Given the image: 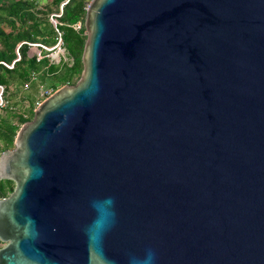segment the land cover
<instances>
[{
    "label": "water",
    "instance_id": "obj_1",
    "mask_svg": "<svg viewBox=\"0 0 264 264\" xmlns=\"http://www.w3.org/2000/svg\"><path fill=\"white\" fill-rule=\"evenodd\" d=\"M86 4L81 79L0 155V264H264V0Z\"/></svg>",
    "mask_w": 264,
    "mask_h": 264
},
{
    "label": "trees",
    "instance_id": "obj_2",
    "mask_svg": "<svg viewBox=\"0 0 264 264\" xmlns=\"http://www.w3.org/2000/svg\"><path fill=\"white\" fill-rule=\"evenodd\" d=\"M40 1L0 0V43L4 44L3 49L0 50V86L4 87L2 95L4 101L8 98L6 91L12 84L27 85L30 81H35L32 77L40 66L44 68L43 77L49 74L57 76L54 79L53 91L71 83L76 75L82 74L81 62L87 38L84 35V27L77 31L74 25L86 17V0L69 1L64 6V12L58 19L57 27L53 26L46 16H39L36 7ZM64 1L66 0H54V3L60 5ZM2 24L10 27L11 33H7L1 27ZM60 37L66 52L74 60L72 66L57 65L52 63L48 57L40 62L35 56L30 57V44L52 47L58 43ZM19 44L21 47L17 48ZM42 53L46 56L45 51ZM19 56L21 59L18 61ZM12 63V68L5 65ZM61 69H65L64 73L58 75ZM14 118L15 121L10 122V119H3L0 116V140L4 144V147L0 148V155L14 147L17 132L24 123L29 121L24 115H15ZM0 188L7 195L8 189L5 181L1 182ZM10 190L13 192L14 189Z\"/></svg>",
    "mask_w": 264,
    "mask_h": 264
},
{
    "label": "rangeland",
    "instance_id": "obj_3",
    "mask_svg": "<svg viewBox=\"0 0 264 264\" xmlns=\"http://www.w3.org/2000/svg\"><path fill=\"white\" fill-rule=\"evenodd\" d=\"M61 4L56 5L54 3V0H41L39 5L36 7V10L39 11V16L41 17L46 16L49 19L50 23H52V25L55 26L51 20V15L60 13ZM83 25L85 29V18H84ZM1 27L7 33H11V28L8 27L6 24H2ZM84 35L87 38L86 29H85ZM3 46H4L3 42L0 43V50L3 49ZM19 47H21V44L17 46V48ZM49 48L52 49L54 47L52 46ZM37 51H38V48L31 45V48L29 50L30 57H34ZM45 53L49 57L52 63H55L57 65L65 64L66 66L73 65L74 60L68 54V52H66V49L64 48V46L61 47V50L59 48H56L53 50H49ZM58 53L60 55V58L62 59L61 61H59V56L55 57V55ZM20 59L21 57L19 56L17 60L19 61ZM5 65H7L9 68L13 67V63L10 65L9 64H5ZM81 68H82V73H83L84 66L82 62H81ZM43 69L44 68L40 66L36 70V72L34 73V76H36V79L35 81H30L31 84L29 83L27 84V86L23 84H12L7 89L6 96L8 98L6 99V101H3L4 106H0V116L3 117V119H8V120L10 119V122H12V121H15L14 120L15 115H24L26 119H28L29 121L33 120L34 118L33 111H35L39 103H42V100H43L41 98V93L44 90L52 91L54 89V79L55 77H57L55 75L53 76L50 74L43 77V72H44ZM64 70L65 69H61L58 75L63 74ZM81 77H82V74L76 75L73 78L72 82L67 85H72V86L76 85L81 79ZM25 83H28V82H25ZM61 87H59L58 89H60ZM58 89H56L55 91H57ZM0 103H1V99H0ZM3 147H4V144L2 140H0V148H3ZM5 184L7 185V189H8L7 195H9L12 193L10 189L15 188V183L5 181ZM4 245L5 244L0 241V248H2Z\"/></svg>",
    "mask_w": 264,
    "mask_h": 264
},
{
    "label": "built area",
    "instance_id": "obj_4",
    "mask_svg": "<svg viewBox=\"0 0 264 264\" xmlns=\"http://www.w3.org/2000/svg\"><path fill=\"white\" fill-rule=\"evenodd\" d=\"M71 0H66L64 3L61 4V8H60V13L59 14H52L51 15V20L52 22L54 23L55 27H57L58 25V19L62 17L63 15V12H64V6ZM88 9V4L86 6V11ZM84 19L82 21H80L78 24L74 25V28L77 30V31H80L84 25ZM61 36V34H60ZM33 45L34 47H37L38 48V51L37 53L35 54V57L37 59L38 62H40L41 60H43L45 57H48L47 55H43V51L47 52L49 50H53V49H56V48H59L61 50V47H63V40L62 38L60 37L58 43L53 46L54 48L50 49L49 47H46L45 45H42V44H30V46ZM40 48L43 50H40ZM56 56H59V61H61L62 59L60 58V55L59 53L55 55ZM49 58V57H48ZM33 80L36 79V76L33 75L32 77ZM27 86V85H26ZM0 92L2 93L3 95V92H4V87L0 86ZM55 91H49V90H44L42 93H41V98L43 99L42 101H44L45 99H47L48 97H50ZM1 95V94H0ZM4 100L1 98V103H0V106H4ZM40 104V103H39Z\"/></svg>",
    "mask_w": 264,
    "mask_h": 264
},
{
    "label": "clouds",
    "instance_id": "obj_5",
    "mask_svg": "<svg viewBox=\"0 0 264 264\" xmlns=\"http://www.w3.org/2000/svg\"><path fill=\"white\" fill-rule=\"evenodd\" d=\"M105 203L114 206V200L111 197L106 198ZM94 207H95V202H94ZM90 239H94V238L90 236ZM155 259H156L155 252L152 249H148L146 250L145 255L143 257H136V256L131 257L130 264H154Z\"/></svg>",
    "mask_w": 264,
    "mask_h": 264
}]
</instances>
